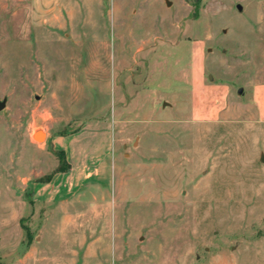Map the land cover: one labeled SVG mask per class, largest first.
<instances>
[{
	"label": "rangeland",
	"instance_id": "374dc122",
	"mask_svg": "<svg viewBox=\"0 0 264 264\" xmlns=\"http://www.w3.org/2000/svg\"><path fill=\"white\" fill-rule=\"evenodd\" d=\"M2 101L0 264H264V0H0Z\"/></svg>",
	"mask_w": 264,
	"mask_h": 264
},
{
	"label": "crops",
	"instance_id": "0c3cea01",
	"mask_svg": "<svg viewBox=\"0 0 264 264\" xmlns=\"http://www.w3.org/2000/svg\"><path fill=\"white\" fill-rule=\"evenodd\" d=\"M92 125L93 123H89L88 125L86 124L85 126H82L76 133L65 136H55L52 139L54 147L58 150H63L67 154V161L70 165V169L65 173L55 174L49 183H40L35 186L36 194L42 196L39 198L40 202H43V200L46 199V192L50 191L51 199H56L59 206H62L67 203L65 199H59V196L63 193V191H66L67 193L71 192V198H77V196L80 194V191H82L85 186H92L104 178L102 175L109 168V162H107V159H102V157L96 156H87L86 149L80 146L82 145L80 143L82 139L81 136H83L88 129H97L93 128L94 126ZM95 127H98L99 132L103 134V136L107 139V143L109 144V139L111 137L110 124L96 123ZM65 142L67 143L65 144ZM87 163H94V166L97 167L95 174H86L84 172L83 169Z\"/></svg>",
	"mask_w": 264,
	"mask_h": 264
},
{
	"label": "trees",
	"instance_id": "16d2710c",
	"mask_svg": "<svg viewBox=\"0 0 264 264\" xmlns=\"http://www.w3.org/2000/svg\"><path fill=\"white\" fill-rule=\"evenodd\" d=\"M59 156H60V160L62 161V166H59V168L57 169V172H67V171H69L70 166H69V164H66V162H65L64 153L60 152Z\"/></svg>",
	"mask_w": 264,
	"mask_h": 264
},
{
	"label": "bare ground",
	"instance_id": "6f19581e",
	"mask_svg": "<svg viewBox=\"0 0 264 264\" xmlns=\"http://www.w3.org/2000/svg\"><path fill=\"white\" fill-rule=\"evenodd\" d=\"M33 138L36 140H42L43 139V132L39 129L35 130V135H33Z\"/></svg>",
	"mask_w": 264,
	"mask_h": 264
},
{
	"label": "water",
	"instance_id": "95a60500",
	"mask_svg": "<svg viewBox=\"0 0 264 264\" xmlns=\"http://www.w3.org/2000/svg\"><path fill=\"white\" fill-rule=\"evenodd\" d=\"M239 92H240V90H239ZM4 105H5L4 101L0 102V110L4 107Z\"/></svg>",
	"mask_w": 264,
	"mask_h": 264
}]
</instances>
